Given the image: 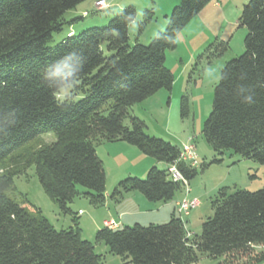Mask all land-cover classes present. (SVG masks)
Here are the masks:
<instances>
[{
	"label": "trees",
	"instance_id": "16d2710c",
	"mask_svg": "<svg viewBox=\"0 0 264 264\" xmlns=\"http://www.w3.org/2000/svg\"><path fill=\"white\" fill-rule=\"evenodd\" d=\"M85 1L0 0V264H104L95 245L82 237L77 217L73 227L58 231L40 209L30 210L8 195L15 191L14 179L31 168L67 215L73 214L70 204L76 198L105 204L106 172L97 154L102 144L124 142L167 165L163 171L152 167L144 180L121 181L111 199L138 192L150 202L166 203L183 187L169 172L181 149L149 136L145 122L129 110L162 90L172 91L175 77L166 54L177 49L181 31L214 0H181L166 17L165 31L148 46L130 45L129 27L137 18L131 5L107 26L69 32L58 46L49 47L53 34L74 22L64 15ZM154 20V9L145 10L140 34ZM240 26L247 29L245 51L222 69L202 133L217 156L232 151L264 165V0L244 6ZM71 85L82 99L62 96ZM249 93L252 104L244 101ZM180 109L181 117L190 114L187 95ZM47 133L57 141L40 142ZM177 167L188 184L198 175L197 167L187 163ZM212 210L200 235L188 238L178 214L163 225L105 227L97 231L95 243H104L125 264H196L203 258L220 264L263 262L264 187L232 194L221 189Z\"/></svg>",
	"mask_w": 264,
	"mask_h": 264
},
{
	"label": "rangeland",
	"instance_id": "374dc122",
	"mask_svg": "<svg viewBox=\"0 0 264 264\" xmlns=\"http://www.w3.org/2000/svg\"><path fill=\"white\" fill-rule=\"evenodd\" d=\"M122 1H131L132 6L135 5L137 10V18L129 27L131 46L137 42L148 46L158 33L165 31L166 26L161 31L158 29L164 24L163 10L172 0H117V3ZM217 1L219 6L213 7V3ZM249 1L214 0L207 5L178 35L177 49L168 51L166 54V66L174 73L175 88L173 85L171 92L162 90L129 110L130 114L135 112L147 122L150 129L146 133L151 137L164 140L178 148L182 143L183 145L188 143L189 137L193 140L199 161L198 175L190 182L188 188L182 187L176 195H188L189 199L196 198L199 201V206L190 211L191 216L184 218L187 222V229L194 235H200L203 223L213 216L212 201L221 189L226 188L227 193L232 194L238 189L255 192L264 187V165L250 160H242L232 151L224 152L221 157L217 156L207 144L202 133L205 121L212 111L213 91L219 81L217 80L218 75L220 77L222 69L245 51L244 39L247 29L240 26V17L244 6ZM92 2L93 0H87L77 9L64 15L67 22L73 20L74 22L64 25L60 33H54L49 47L58 46L69 32L77 35L90 28L105 27L116 13L131 6L99 12L96 3L100 1L95 2L94 7L97 11L91 8ZM151 8L154 9L155 20L149 23L140 34L139 28L143 13ZM87 9L90 14L84 15L83 11ZM200 56L202 58L198 59ZM192 59L193 61L190 63ZM76 93L74 85L62 90L63 97H72L74 101L84 97V95ZM185 95L190 100V114L183 118L180 108L181 99ZM104 114L107 115V112ZM125 124L130 127L129 120ZM39 141L44 144H53L57 139L53 133H47L41 135ZM99 147L100 145L97 146V149ZM215 157L222 159V162L212 163L211 161ZM102 162L106 167H104L105 172L107 171L106 189L110 192V196L121 181L128 177L138 178L137 176H127L121 181H117L131 166L115 162L114 157L108 155H103ZM143 164L136 158L131 162L133 169H137ZM203 164L209 165L202 168ZM153 167L158 168L157 166ZM158 169L165 170L166 164L161 163ZM147 174L142 180L146 179ZM139 179L141 178L139 177ZM14 188L15 191L8 192L11 198L30 210L34 207L40 209L58 231L73 227V218L77 217L82 237L95 245V251L103 257L104 264H125L121 257L110 254L109 248L104 243H95L97 232L94 220L100 215L101 209L106 210L103 206H94L88 199L80 197L70 204L72 215L62 213L43 190L34 168L29 169L25 175L15 178ZM79 191L86 192V189L79 187ZM120 200L110 199V210L113 211L115 204ZM135 205V203L132 205L123 203L122 207L128 208ZM79 209H83L82 215H78ZM196 264H220V261L203 258Z\"/></svg>",
	"mask_w": 264,
	"mask_h": 264
},
{
	"label": "crops",
	"instance_id": "0c3cea01",
	"mask_svg": "<svg viewBox=\"0 0 264 264\" xmlns=\"http://www.w3.org/2000/svg\"><path fill=\"white\" fill-rule=\"evenodd\" d=\"M97 1L106 2V4L109 5L108 10H111L113 8L121 9L129 5H133L131 1H122L121 3H117V0H93L92 7H91L93 10L95 9L94 7L95 2ZM179 3H180V0H172L167 4L165 10H163V13H162L163 18H164L163 19L164 24H162L161 28L158 29L159 31H161L162 28L166 26L167 24L166 17L171 14V10L175 6H177ZM218 6H219L218 1L213 3V7H218ZM86 12H89V10L88 9L84 10L83 14H85ZM193 59L190 61V63L193 61ZM217 80H219V75H218ZM175 86L176 84L174 85V88ZM133 115L145 122L147 126L146 131L149 132L150 128L148 127L147 122L142 117L138 116L135 112H133ZM189 139L190 137L188 138V140ZM182 145L179 149H182ZM101 153H102V156H101ZM97 154L99 158L101 159V161L103 160V155L104 156L108 155V156H113L115 162L118 161V162H121L123 165L131 166L125 171V174L121 176L120 179H117V181H121L127 176H137L138 178L139 177L145 178L146 174L151 169V167L157 166L159 168L161 164L141 154V152L136 147L131 146L124 142L102 144L97 149ZM134 158L141 160L142 163H144L143 166L137 169H133L131 162ZM166 168H167V165H166ZM106 174H107V171H106ZM110 199H111L110 192L106 189V201H105V204L103 205V207L106 210L101 209L100 215L98 216V218L94 220V223H95L94 226L96 228V232L105 228L104 222L107 220H114L118 224L116 229H122L124 227H133L136 224H139L141 226H149L151 224L153 225L166 224L170 221V219L173 216H178V213H177L178 202H181L184 199H189V197L188 195H185V196L176 195L173 200L168 201L166 203H153V202L148 201L142 194L138 192H131V193L126 194L117 204H115L113 211L110 210V205H111L109 201ZM123 203L124 204L131 203V205L135 203L136 205L134 207L130 206L128 208H123L122 207ZM82 211L83 209H79L78 214ZM186 225H187V222H186ZM259 264H264V261Z\"/></svg>",
	"mask_w": 264,
	"mask_h": 264
},
{
	"label": "built area",
	"instance_id": "2783aa9c",
	"mask_svg": "<svg viewBox=\"0 0 264 264\" xmlns=\"http://www.w3.org/2000/svg\"><path fill=\"white\" fill-rule=\"evenodd\" d=\"M96 4H97L96 8L99 11H103L108 7V5L105 4L104 1H100L99 3H96ZM179 163H187L192 167H197L199 165L198 155L196 153V146L191 138L188 140V143L183 145L180 151L178 160L169 167V172L171 174L172 180L176 183L183 185V187L188 188L189 184L187 180L178 170L177 165ZM198 206H199V201L197 199L195 198L194 199H184L181 202H178L177 213L181 216V218H185L190 215V211L192 209ZM104 225L107 228L116 229L118 224L114 220H107L104 222ZM191 234H192L191 232H188L187 237L189 238Z\"/></svg>",
	"mask_w": 264,
	"mask_h": 264
},
{
	"label": "clouds",
	"instance_id": "9594fccd",
	"mask_svg": "<svg viewBox=\"0 0 264 264\" xmlns=\"http://www.w3.org/2000/svg\"><path fill=\"white\" fill-rule=\"evenodd\" d=\"M244 101L247 103V104H252L254 103V96L253 94L249 93L247 95L244 96Z\"/></svg>",
	"mask_w": 264,
	"mask_h": 264
}]
</instances>
